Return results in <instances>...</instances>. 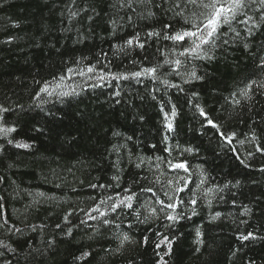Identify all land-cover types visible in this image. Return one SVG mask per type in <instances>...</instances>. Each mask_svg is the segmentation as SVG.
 <instances>
[{"label": "trees", "instance_id": "trees-1", "mask_svg": "<svg viewBox=\"0 0 264 264\" xmlns=\"http://www.w3.org/2000/svg\"><path fill=\"white\" fill-rule=\"evenodd\" d=\"M160 2L0 0V264H264V24L181 56Z\"/></svg>", "mask_w": 264, "mask_h": 264}, {"label": "snow or ice", "instance_id": "snow-or-ice-1", "mask_svg": "<svg viewBox=\"0 0 264 264\" xmlns=\"http://www.w3.org/2000/svg\"><path fill=\"white\" fill-rule=\"evenodd\" d=\"M121 7H128L131 8L133 11H135V8L133 5H153V0H120ZM189 5H193L198 9H201L198 14L192 13V15L195 17V20H190L185 15V10L188 8ZM255 6V11L259 13L258 19L255 18L252 15H248L246 9H252V7ZM154 7L161 9V11L164 12H170L172 13L173 17H179L181 18L186 25H189L187 28H183L180 30H176L174 26L170 23H166L164 25L165 29H170L171 32L165 31L163 33V39L172 41L175 45L183 47L185 44H187V47H184L183 51L180 52L181 56L185 55H194L195 58H207L211 59L212 57L209 55V52L212 48H216L219 45L217 44V40L221 38V36H227V33H222L221 29L224 26H228V30L230 32H233L235 37L238 38L240 36V32L236 31L234 28H232V24L234 22L240 23L243 25H250L249 27H246L245 31L248 35H251L253 30L256 28H259L262 24H264V0H161L160 3H157L154 5ZM75 15V13H73ZM149 16L155 15L151 9L148 11ZM202 17V19H201ZM243 17V18H241ZM131 20V17H129ZM199 21V22H197ZM114 23V22H113ZM148 37H161V32L153 31L147 33ZM134 41L137 43V46L140 48L144 47L143 43L139 42V37H135L133 39H129L126 41V44L132 45ZM190 42V43H189ZM228 39H223V44H228ZM210 46L209 48H205L204 46ZM245 48L248 47L247 44L244 45ZM175 64L180 65L181 61L179 59L175 60ZM260 66L264 67V57L260 58ZM89 71H92V68L88 69ZM145 73H154L156 71L155 68H145L143 70ZM133 76L139 77L141 75L140 72H136L132 74ZM191 77L193 79L199 80L202 79L201 77L197 76L195 71H193L191 74ZM63 79V78H61ZM165 83H167L165 81ZM252 84H255V81H252ZM252 84L246 85L245 89L241 91V94L244 96L248 95V92L251 90ZM264 87V85H262ZM42 91H46V89H41ZM66 95V94H65ZM116 95H119V93H116ZM239 103V101H237ZM8 111V109H5L3 107H0V112ZM172 116H175L176 113L173 110L171 113ZM201 115H206L203 110H201ZM167 119V114H166ZM208 124L211 125L214 128H218V126L212 121L208 120ZM167 127L169 130L172 129V124L169 122L167 124ZM13 128H0V132H3L5 134L10 133L14 131ZM118 135V134H116ZM223 135V134H222ZM128 139H131L129 137ZM228 139V142H231L230 137H226ZM11 142V141H9ZM19 147H29L27 144L18 145ZM113 150L119 151L116 145H113ZM167 150V149H166ZM187 151H191V149H186ZM261 150V149H258ZM170 166L174 169H183L185 172H188V168L186 167L185 163H175L172 164L169 162ZM137 167H140L139 164L136 165ZM2 179V178H0ZM114 180L118 179V177H113ZM189 181L185 179V184H187ZM92 187H95L93 185ZM103 187V186H101ZM178 191H184V188L177 189ZM144 192H153L151 188H145L142 189ZM153 195L155 196V192H153ZM111 199V197H109ZM170 200H172V197H169ZM133 200L132 195H127L123 199L119 200L116 203H113L112 205V211H116L121 206H124L126 204L127 207L131 208L132 204L131 201ZM161 205H163V208L168 209H175L177 207L176 202H171L165 204L164 201H158ZM179 203H183V200H180ZM191 204H195L196 200L192 199L190 201ZM163 208L161 209L163 211ZM92 211H99L98 208L92 209ZM193 214H195V211L193 210ZM101 215H104V213H101ZM216 216H219V213L216 214ZM95 218V217H90ZM177 215H166V219L169 221H177L178 220ZM215 219V217H213ZM84 221H82L83 223ZM7 223V221H5ZM3 225H0L2 227ZM59 227V225H57ZM68 234H71V230L69 229ZM197 235L199 236L200 233L197 231ZM252 234L249 233L246 236H242L241 238L243 240L249 239V237ZM125 240L128 239L127 236L124 237ZM165 241H168V237H164L161 243H164ZM168 244L170 246L171 241H168ZM0 246L7 247V245H4L2 241H0ZM159 246V245H158ZM84 256H87L88 253H84Z\"/></svg>", "mask_w": 264, "mask_h": 264}]
</instances>
